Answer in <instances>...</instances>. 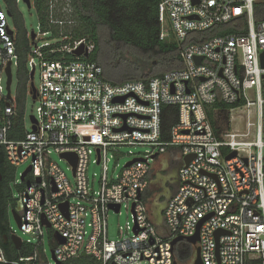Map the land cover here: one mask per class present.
<instances>
[{
  "label": "built area",
  "instance_id": "obj_1",
  "mask_svg": "<svg viewBox=\"0 0 264 264\" xmlns=\"http://www.w3.org/2000/svg\"><path fill=\"white\" fill-rule=\"evenodd\" d=\"M22 1L15 0L18 6ZM45 4L46 17L35 38L28 33V67L39 72L40 85L34 100L29 83L27 97L38 103L37 115L30 117L31 128L23 115L26 134L14 139L10 132L19 122L18 102L12 86L8 97L6 68L9 62L18 67L17 28L0 0V148L11 165L30 161L32 166L18 203L21 229L32 236L22 238L23 243H34L35 252L10 262L51 264L44 260L49 238L61 263L86 253L102 264H173L181 246L172 241L179 236L186 241L199 231L203 264H264V18L256 16L264 0H160V39L178 44L182 66L148 82L118 84L106 80L104 68L90 59L95 42L74 38L79 21L73 1ZM237 20L244 31L201 41L202 32ZM49 35L55 39L46 40ZM81 47L82 54L76 55ZM217 103L231 105L229 123L237 112L244 127L218 136L208 115ZM164 106L177 108L167 141L162 136ZM123 146L150 149L112 178L111 152ZM71 152L77 155L76 168L61 156ZM167 152H179L183 165L179 187L163 210L161 230L144 197L153 163ZM54 153L68 163L72 179ZM92 162L103 166L99 190L91 184ZM112 205H119V211ZM124 205L131 211L134 205L133 228L128 225L127 234L110 239L109 213ZM88 216L92 234L87 239ZM1 239L0 233V261L8 262Z\"/></svg>",
  "mask_w": 264,
  "mask_h": 264
},
{
  "label": "trees",
  "instance_id": "obj_2",
  "mask_svg": "<svg viewBox=\"0 0 264 264\" xmlns=\"http://www.w3.org/2000/svg\"><path fill=\"white\" fill-rule=\"evenodd\" d=\"M11 13L13 22L17 28L16 47L18 54V67L16 71V94L18 102L19 122L12 131L10 137L23 138L26 134L23 115L27 101L28 87L30 83V71L28 67V54L30 39L23 14L15 0H4ZM78 26L74 29V38L89 37L95 42V50L90 59L98 62L104 68L106 80L118 84L129 80H142L148 82L152 77L162 76L165 72H157L156 64L159 59L169 62L170 70L180 68V47L175 42L162 41L160 39L161 24L159 19L160 0H72ZM36 10L40 19L46 17L45 0H35ZM264 5H257V19L264 18ZM242 21L216 25L201 33V41L214 35L235 33L244 31ZM57 35V30L53 29ZM191 41V39H188ZM105 47V48H104ZM129 53V56H126ZM107 63H126L131 68L134 76L120 82H113L105 75ZM4 107L0 103V108ZM231 105L217 103L208 109V115L218 136L221 130L218 127L217 118L224 122L229 121ZM2 113V110L0 111ZM177 121V108L173 106L163 107L162 136L167 141L171 137V129ZM13 176V167L8 162L6 150L0 148V233L2 235L1 246L8 262L0 261V264H12L21 257L31 256L35 252L34 243H23L19 248L10 239L12 234L9 224L10 207H16L19 198L13 197L9 186V178ZM30 178L20 183L22 190ZM148 198V194L144 197ZM147 200V199H146ZM52 234V231H50ZM6 236L9 237L8 240ZM62 264H102L94 255L82 253Z\"/></svg>",
  "mask_w": 264,
  "mask_h": 264
},
{
  "label": "rangeland",
  "instance_id": "obj_3",
  "mask_svg": "<svg viewBox=\"0 0 264 264\" xmlns=\"http://www.w3.org/2000/svg\"><path fill=\"white\" fill-rule=\"evenodd\" d=\"M3 7L5 8L4 4ZM19 9L23 14V18L25 21L26 28L28 29L29 33L38 32L39 28L38 25L40 23V17L38 15V12L36 8L32 7L31 9L22 1L19 4ZM9 23L12 24L13 21L11 18H9ZM168 23V22H167ZM55 39L54 36L49 35L46 37V40L53 41ZM105 48V47H104ZM126 56H129V53H126ZM156 64V71L157 72H167L170 70L169 62L164 61L162 59H159ZM0 65H1V59H0ZM16 66H13L12 72H13V83H12V90L15 92L16 85H17V78H16ZM105 75L107 78H110L113 82H120L124 79H130L132 78L133 73H131V68L126 63H120L119 65L114 63H107L105 67ZM5 80V78H4ZM34 83L35 86L38 87L40 85V76L39 72H36L34 75ZM37 107L38 103H35L33 99L28 96L27 101L25 104L24 109V115L26 118V124L28 128H31L30 123V117L32 115H37ZM233 113V112H232ZM234 120L232 123L228 121V123L224 122L223 119L220 117L217 118L218 127L222 132L227 131L230 128L233 129H241L244 127V120L241 119V117H238V113L234 112ZM148 149H150L149 146H123L119 148V152H111V157L109 161V174L112 178H116L125 167L126 163L131 161L135 156L141 155L145 153ZM52 158L59 163V165L62 167V169L67 173L68 177L72 179L73 172L70 169V166L68 163L62 159L59 155L54 153ZM95 159V156L93 157V160ZM161 158H157L156 162L153 163L155 176L159 175L161 172L162 174L165 173L167 170V166L162 163L161 167ZM30 161H26L20 165L13 166V176L9 178V186L12 190L13 197L15 199L20 198L21 189H20V182H21V174L29 167ZM160 169V170H159ZM103 173V166L101 164H98L96 162H92L89 166V176L91 180V184L95 190H99L100 187V181ZM27 178H30V174L27 176ZM160 181V179H159ZM158 184V182H156ZM158 186V185H157ZM150 192H152V196L148 200V204H152L157 197L156 189L152 188V186L149 188ZM14 207H10L9 210V224L12 233L17 234L18 236L22 237L25 241L28 239H32V236L28 233H25L21 227L17 224L12 210ZM91 222V216L87 217V228H86V238L88 239L90 235L92 234V227L89 225ZM134 215L131 209H128L126 205H124L120 212L110 211L108 216V230H109V237L110 239L117 240L123 236V234H127V226H130V230H132L134 225ZM45 248H46V254L44 256V260L51 262V264H55L53 257H52V250L54 248V243L49 239L46 238L45 242ZM140 264H145L144 262Z\"/></svg>",
  "mask_w": 264,
  "mask_h": 264
},
{
  "label": "water",
  "instance_id": "obj_4",
  "mask_svg": "<svg viewBox=\"0 0 264 264\" xmlns=\"http://www.w3.org/2000/svg\"><path fill=\"white\" fill-rule=\"evenodd\" d=\"M26 5L31 8V0H24ZM9 14L11 15V13L9 12ZM32 38L34 39L35 38V32L32 31ZM83 52V48H79L78 50H75V54L76 55H80L82 54ZM198 62L199 59H198ZM262 64L264 66V52L262 53ZM6 72H7V76H8V80H7V90H8V97H10L11 95V86H12V82H13V72H12V68H11V62L8 63V66L6 68ZM34 75H35V70H31L30 71V93L33 95V99L35 100L36 99V96H37V87L35 86V83H34ZM32 119L34 120V117L32 116ZM35 129V127H34ZM236 155V152H232L227 158H231L233 156ZM62 157H65L67 158L73 165L74 167L76 168V165H77V155L75 153H63L61 155ZM158 156V154L155 155V157ZM193 158V155H190L189 157H186L184 159L185 163L188 164L189 161ZM138 160H141L140 158H134L132 159L131 161H129L127 163V166L128 165H131L132 163L138 161ZM32 170V166L29 165V167L21 174V181H25L26 180V177L27 175L31 172ZM37 181L39 182L40 179L38 178ZM111 208L115 209L116 211H119L120 209V206L119 205H112ZM132 212L134 213V205H133V208H132ZM12 213H13V216L17 222V224L19 225V227L22 226V220H21V215L19 213V211L17 209H13L12 210ZM152 216H153V221L154 223L158 226L159 229H163V226H164V221H163V215H161L160 211L159 210H156V211H153L152 212ZM44 223L47 225V227H51V224L46 220L44 219ZM134 231L135 233H137L139 231V229L137 228V225L135 224V227H134ZM55 237L57 239V241L59 243H63L65 241V239L60 236L57 232L55 233ZM9 237L6 236V239L8 240ZM10 239L14 242V244L19 248L22 244H23V239L22 237L18 236L17 234L15 233H12L10 235ZM200 239V235H199V231L194 235V236H191V237H188L186 238V241L195 245L197 247V255H198V261H197V264H199L200 262H202L203 264V261H202V258H201V254H200V247L197 246V242L199 241ZM181 241H184V238L182 236H179V237H176L173 241H172V244L175 246L178 242H181ZM52 257H53V260L55 261V264H62L61 262L57 261L56 260V257L54 255V251L52 250Z\"/></svg>",
  "mask_w": 264,
  "mask_h": 264
},
{
  "label": "flooded vegetation",
  "instance_id": "obj_5",
  "mask_svg": "<svg viewBox=\"0 0 264 264\" xmlns=\"http://www.w3.org/2000/svg\"><path fill=\"white\" fill-rule=\"evenodd\" d=\"M161 157L166 159L167 170L165 171V173H161L159 177L160 181H152L153 178H151L149 188L152 186V188H155L157 191L156 200L151 204L152 208H156L160 211L161 215H163V210L168 200L173 196V194L179 187V170L183 165V159L179 152H176L174 154H172L171 152H167L159 156V158ZM154 168L155 167H153L152 169L151 177L153 173H155ZM157 177V175L154 176V179ZM156 182H158V184ZM147 194L148 199H150V197L152 196V192H150V189H148ZM20 208V204L17 203L15 209L20 211ZM180 246L181 251L178 256H176L173 264H197V247L187 241H181ZM199 264H202V262H200Z\"/></svg>",
  "mask_w": 264,
  "mask_h": 264
},
{
  "label": "crops",
  "instance_id": "obj_6",
  "mask_svg": "<svg viewBox=\"0 0 264 264\" xmlns=\"http://www.w3.org/2000/svg\"><path fill=\"white\" fill-rule=\"evenodd\" d=\"M160 160H161V167H162V163H163V166L166 165V159H165V158H162V157H161ZM159 170H160V169H159ZM160 175H161V172L159 173L158 177L154 179L155 173H153V175H152V177H151V178H153L152 181H158V180L160 179V178H159ZM149 208H150L151 215H152V212H153V211H156V210H157L156 208H155V209L152 208L151 204H149ZM152 218H153V216H152Z\"/></svg>",
  "mask_w": 264,
  "mask_h": 264
}]
</instances>
